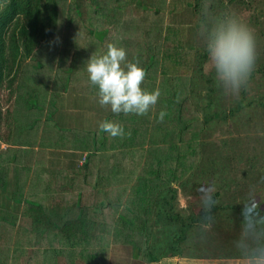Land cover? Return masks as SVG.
<instances>
[{
	"label": "rangeland",
	"instance_id": "374dc122",
	"mask_svg": "<svg viewBox=\"0 0 264 264\" xmlns=\"http://www.w3.org/2000/svg\"><path fill=\"white\" fill-rule=\"evenodd\" d=\"M71 1L73 0H57L58 8L61 5V9L58 10V22L55 23L50 34L48 33L43 40L39 41L32 55L36 59L45 57V54L58 57L59 48L53 47L54 44L55 46L60 44V49L62 46L65 47L62 55L65 62L72 57L88 59L92 54H103L108 43H116L127 50L129 60L135 57L140 63L141 52L143 55L144 50L139 49L141 41L146 46L147 44L154 46L153 56L150 61H147L145 71L147 77L145 76L142 83V88L148 91L160 89V80L165 74H178L180 70L187 69L190 75L187 98L198 108L197 115L216 111L219 116L208 119L197 134L198 149L194 163L177 182L172 183L175 196L171 208L180 214L187 212L196 214L203 211V197L211 193L216 201L214 204L216 208L210 211L213 222L209 224L204 219L205 214L197 213L200 217L189 224L182 247L185 253L189 251L215 257L223 254L238 256L235 242L242 231V218L238 213L241 214L245 204L255 203L259 207L260 214L264 215V0L227 2L222 0L224 7H220L217 0H210L212 6L209 5V8L212 13L217 15L221 12L234 13L245 20L257 35L256 67L247 86L241 90L238 97L225 93L218 84L200 40L198 22L202 18L205 0H106V5H103L104 0H75L78 13L74 12ZM184 1L188 3L184 4ZM94 3L101 4L102 8L98 5L99 8L96 9ZM154 7L158 8V14H154ZM158 17L159 23L156 21ZM67 18L70 19L68 24L65 22ZM100 26L106 27L102 39H99L98 33L95 34L94 39L90 41V43L93 42L91 45L93 47L89 48L90 50L93 48L92 51L88 53L89 55L80 56L79 52L85 45L83 41L90 33L88 29L100 28ZM172 40H177L175 48L178 47L180 52L177 61L181 62L175 60L177 56H172ZM132 42H137L138 47ZM66 78L63 84L67 82L68 90L73 91L83 84L84 90H78L79 98L87 101L86 96H97L98 89L92 84L89 86L93 88V91L88 89V85L79 76L77 77L80 79L79 82H69ZM72 93L75 94L74 91ZM54 96L51 95L52 98ZM52 98L49 102L53 100ZM23 100L33 104L27 96ZM32 106L35 111L38 110L36 104ZM98 108L102 113L104 112L105 107ZM162 109H164L163 106L159 105L158 110H152L153 115L161 112ZM139 117L138 115V120ZM73 120L76 130L81 133L86 131L89 121L85 114ZM157 136V132L151 133L150 140L157 142ZM114 141L118 143L117 140ZM151 141H144L141 149L138 150L142 160L149 157L146 150L147 146L152 144ZM126 166H129V162ZM122 170H127V167ZM233 204L237 206L234 207ZM25 221V217L18 220L19 223ZM2 223L5 224L2 229V241L7 245L6 251L11 252L14 246L11 242L12 236L16 233L22 236V229L18 225L15 230L19 229L12 231L15 226L12 225L11 220ZM165 227L162 222L158 223L153 227V233L148 239L147 248L150 247L155 254L159 253V257L161 256L159 250L164 246L168 232ZM8 228L11 229L8 230ZM40 241L36 243L45 244L42 239ZM33 243L36 244L28 240L27 243L18 244L19 251L14 248L17 254L10 257L9 253L10 259L7 253L5 255L2 252L7 256L6 262L51 264L53 261L55 264H62L61 256L58 257L60 261L53 258L50 252L52 249L47 245L42 247L39 245L32 251L29 247H32ZM24 245L26 247H22ZM188 245L193 250H186L185 246ZM128 250L129 247L123 244L111 245L106 261L110 264H158L160 262V258L149 263H145L142 258L131 259L128 257ZM26 253L27 255L20 256ZM38 253V256H42V262L36 259ZM35 256L37 257L33 260L32 257ZM23 258H26V262ZM0 259H2L1 255Z\"/></svg>",
	"mask_w": 264,
	"mask_h": 264
},
{
	"label": "trees",
	"instance_id": "16d2710c",
	"mask_svg": "<svg viewBox=\"0 0 264 264\" xmlns=\"http://www.w3.org/2000/svg\"><path fill=\"white\" fill-rule=\"evenodd\" d=\"M74 1H71L72 8L75 13H78ZM107 1L104 0L103 5H106ZM184 2V4L188 3V1ZM217 2L220 7H224L225 4L222 0H217ZM57 3V0H0V117L10 108L12 100L15 103L21 99V95H16L13 98L11 92L14 86L20 88L24 84L18 79L15 81L13 73L9 76L11 62L23 55L34 56L32 55L34 45L38 44L42 36L50 34L51 29L58 22V10L61 9V5L58 8ZM94 5L98 9V5L101 4L94 3ZM100 7L102 8V5ZM153 9L154 14H158V8L154 7ZM159 20L158 17L157 23ZM65 22L68 24L70 19L67 18ZM88 31L90 33L83 41L85 45L79 52L80 56L92 51L93 48L91 50L89 48L93 47L91 46L93 42L90 43V41L97 33L101 40L106 27L90 28ZM44 32L45 35H43ZM172 41V56H177L175 58L177 61L180 52L178 45L175 48L177 40ZM132 43L138 47L137 42ZM125 45L127 46V43ZM58 48L57 54L61 58L65 47ZM153 48V45L147 44L146 46L140 41L139 49L144 50L143 55L141 52L139 65L145 71L148 65L147 61H150L153 56ZM189 78L187 69L180 70L178 74H165L160 80L161 96L156 105L147 115L141 116L140 121L137 119V115L131 114L130 124L127 126L128 137L122 139L124 143L118 142L113 145L115 151L129 157L127 159L129 166L121 161L114 163L113 187L109 188L107 192L104 189L95 190L98 194V203L96 206L92 204L91 209L80 206L81 210L77 215L81 214L82 219L78 224L59 226L55 223L51 226H40L42 229L62 232V241L55 240L51 243L47 241L45 244L53 250H50L53 258H57L56 253L63 252L62 258L66 264H110L106 259L111 245L114 244L128 246V257L131 259L142 258L145 263L184 252L182 242L187 236L185 231L189 224L199 219L197 218L200 217L197 216L198 214L205 213L199 211L198 214H192V212L180 214L177 210H173L171 206L175 188L172 183L177 182L194 163L198 149L197 134L201 127L206 124L208 119L219 116L216 111L197 115L198 108L191 104L187 98ZM25 87L30 89L28 85ZM159 105H162L164 108L162 110L167 113L162 121L159 119L160 112L154 115L152 113V110H158ZM2 131L3 129L0 128V136ZM156 132L158 141H151L150 134H156ZM144 141H151L152 144L147 146L146 150L149 157L142 160L138 150L141 149ZM125 167L127 170H122ZM215 208L216 206L213 205L210 211ZM238 215L242 218L240 213ZM0 220V244H2L0 264H9V261L6 262V253L8 257L9 253L10 257H14L13 255L16 254L14 248L16 249L18 244L27 243L28 240L24 237L21 242L11 241L15 247L13 246L11 252H7V245L2 241V229L5 225L2 222L10 220L8 213L2 212ZM160 222L166 226L165 229L168 232L165 236V244L159 250L161 253L159 257V253L155 254L150 247L147 248V245L148 239L153 233V227ZM18 227L26 229L23 225ZM66 229L70 230L65 232ZM40 232L42 233V231ZM45 235L43 234L44 238ZM31 237V242L35 243L42 239L41 237L35 238L34 235ZM40 242L33 243L31 250H36ZM40 246L42 247L43 244L41 243ZM37 256L32 259L34 260ZM41 257L40 255L36 258L38 262H42ZM23 259L26 262V258ZM51 264L55 263L52 261Z\"/></svg>",
	"mask_w": 264,
	"mask_h": 264
},
{
	"label": "crops",
	"instance_id": "0c3cea01",
	"mask_svg": "<svg viewBox=\"0 0 264 264\" xmlns=\"http://www.w3.org/2000/svg\"><path fill=\"white\" fill-rule=\"evenodd\" d=\"M42 37L40 40H43ZM30 55L11 62L9 76L13 73V79L24 84L20 88L14 86L11 91L13 98L21 95V99L15 103L12 100L10 108L0 117V128L3 129L0 136V215L8 213L15 226L12 231H17L18 225L26 227V230L22 228V236L16 233L12 241L21 242L24 237L32 241L31 235H34L47 244L50 240L62 241V232L40 226L78 224L82 219L81 214L77 215L80 206L91 209L92 204L97 205L95 190L104 189L107 192L113 187L114 163L129 161L126 160L128 156L115 151L114 140L124 143L122 139L127 137L132 115L113 114L110 107H105L102 113L98 108V95L86 96L87 101L78 97V90H84L82 83L73 90L75 94L66 89L67 82H63L70 75L66 78L69 82H79V76L93 91L85 71L89 58L72 57L66 60V64L64 57L45 54V57L36 59ZM25 85L30 89H26ZM51 95H55L54 98ZM26 96L31 99L32 105H37V111L23 100ZM51 98L53 100L49 102ZM81 108L83 111H79ZM81 114H85L89 121L82 133L75 129L73 120ZM103 120L122 124L125 135L113 138L100 131L98 125ZM21 217H25L24 223L18 222ZM43 234H46L45 238ZM17 247L19 251V245ZM185 248L191 249L189 245ZM184 253L160 258L158 264H241L237 255L215 257L189 251ZM23 255L27 253L20 256ZM56 256L62 258L63 252L56 253ZM61 262L66 264L63 258Z\"/></svg>",
	"mask_w": 264,
	"mask_h": 264
},
{
	"label": "clouds",
	"instance_id": "9594fccd",
	"mask_svg": "<svg viewBox=\"0 0 264 264\" xmlns=\"http://www.w3.org/2000/svg\"><path fill=\"white\" fill-rule=\"evenodd\" d=\"M205 0L198 34L208 56L211 70L225 93L238 97L255 70L258 58L257 35L254 29L234 13L214 14ZM86 71L90 83L98 89V103L110 107L113 114L147 115L161 95L159 88H142L146 72L134 57L128 59L127 50L116 43H108L103 54H92ZM167 113L161 111L162 121ZM99 130L109 136L123 137L122 124L103 120ZM216 203L212 194L203 197L204 219L213 222L210 215ZM242 231L235 242L241 264H264V215L255 203L245 204L241 211Z\"/></svg>",
	"mask_w": 264,
	"mask_h": 264
}]
</instances>
